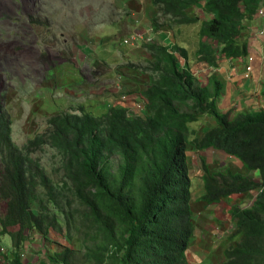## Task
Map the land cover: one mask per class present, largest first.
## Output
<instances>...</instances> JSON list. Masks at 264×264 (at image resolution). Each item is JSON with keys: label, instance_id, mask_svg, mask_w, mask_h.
I'll use <instances>...</instances> for the list:
<instances>
[{"label": "trees", "instance_id": "16d2710c", "mask_svg": "<svg viewBox=\"0 0 264 264\" xmlns=\"http://www.w3.org/2000/svg\"><path fill=\"white\" fill-rule=\"evenodd\" d=\"M261 3L151 0L157 10L152 27L159 31L167 21L176 26L202 21L196 55L215 66L220 56L248 55L246 24ZM199 6L202 15L191 12ZM147 47L154 57L156 77H151L143 92L146 117L130 118L115 107L98 116L64 111L49 118L43 134L18 148L0 100V146L6 149L0 155V204L7 205L0 218L1 230L18 226L17 243L28 230L43 234L58 230V217L49 205L63 212L60 202L69 189L68 195L83 204L87 232L97 239L85 253L91 264H192L187 250L195 224L187 150L190 145L199 150L213 147L239 159L243 170L229 167L213 175L205 173L207 193L198 201L217 203L232 194L261 189L251 205L231 208L234 236L240 240L226 248V260L216 264H264V110L221 111L223 83L218 76H209L206 85L200 86L188 64L180 71L178 54L188 57L186 48L158 43ZM182 104L188 110H181ZM202 115L212 116L215 124L190 139L194 133L190 124ZM49 149L61 158L60 170L51 169L45 161L43 155ZM111 154L121 158L117 174L107 163ZM203 168L206 172L210 168L205 160ZM253 170L259 171L260 181L248 177ZM71 256L72 249L65 248L50 260L73 264ZM0 264L35 263L13 253V257L3 256Z\"/></svg>", "mask_w": 264, "mask_h": 264}, {"label": "rangeland", "instance_id": "374dc122", "mask_svg": "<svg viewBox=\"0 0 264 264\" xmlns=\"http://www.w3.org/2000/svg\"><path fill=\"white\" fill-rule=\"evenodd\" d=\"M115 13V0H0V100L3 114L11 121V137L18 148H24L30 140L43 134L49 118L56 114L67 111L98 116L120 101L130 105L128 98H133L129 95L126 97L122 88L116 90L120 83L127 90H132V97L139 96L137 101L140 100L139 103L147 107L142 92L149 86L151 77H156L154 57L147 47L148 43L127 45L123 43L125 35H120V30L112 33L111 29L115 28L108 23ZM165 25L173 29L178 40L187 41L188 66L196 68L195 64L202 67L194 71L200 72L198 80L200 77L199 82L204 86L207 76L214 75V71L207 72L208 67L200 63L196 55L200 41L197 29L200 30V27L184 26L177 31L176 25L168 21ZM101 32L99 38L98 33ZM154 34L152 43H158L157 33ZM84 36L92 37V41L85 43ZM225 70L223 77L235 86V82L227 77L229 69ZM235 95L239 94L236 92ZM237 99H242V96L239 95ZM224 102L222 100L221 111L232 108L235 112H250L255 107H261L259 99L255 103L248 101L249 104L233 101L236 106L226 99ZM146 107L142 111L148 113ZM180 109L186 111L188 107L182 104ZM137 110L129 108L131 115L136 114ZM214 124L212 116H200L197 122L190 124L194 130L190 139L201 136L205 129ZM5 151L0 146V155ZM43 157L51 169L60 170L61 158L55 149H49ZM107 163L111 172L117 174L120 156L109 155ZM68 193L69 189H66L67 197L60 202L63 212L57 211L54 204L49 205L58 217V230L50 229L47 234L35 229L28 230L23 241L17 243L19 227L9 226L4 232L0 226V262L3 256L13 257V253H16L25 262L62 264L50 259L65 248H71L73 264H91L86 260L85 253L87 246L94 245L97 239L87 232L82 218L83 204ZM245 195L236 193L226 200L224 198L221 209L230 208L232 204V207L251 205L256 194L251 197ZM6 212L7 205L2 202L0 218ZM223 217L229 219L224 214ZM224 221L221 223L224 227L223 237L220 236V228L218 232L214 229L215 238L208 236L204 244L195 248L194 252L202 264L225 261L224 250L240 240L234 236L235 219L232 217V223ZM111 254L112 249H109L108 255Z\"/></svg>", "mask_w": 264, "mask_h": 264}, {"label": "crops", "instance_id": "0c3cea01", "mask_svg": "<svg viewBox=\"0 0 264 264\" xmlns=\"http://www.w3.org/2000/svg\"><path fill=\"white\" fill-rule=\"evenodd\" d=\"M115 8L117 13H115V16L113 15L114 17L112 16V20H110L108 24L115 28V30L111 29L113 34L117 32V30H120V35H127L132 31L139 29L142 31H145L146 29L148 30L152 25V19L157 13V10L151 5V0H115ZM201 8L202 6H199V8L194 7L191 12L198 15L203 14ZM116 21H119L120 24L118 25V22ZM201 23L202 21L190 25H177L175 28L177 31L182 30V27L184 26L192 25L193 28H196L197 26L200 27ZM246 25L248 37L245 39L249 46V53L254 55L253 64L255 65V70L250 77V80H242L238 83V85L240 87H244L247 90L249 97L245 98L242 96V99H237L239 95H235L236 92L239 94L237 83L234 81L237 76H230L229 72L232 65L237 64L236 59L229 60L228 58L223 57L222 59H219L220 66L212 67L211 71H214V75L218 76V78L222 80L224 84L221 94L223 103H226L224 102V99H226L228 103L237 101V104H247L248 101L250 103H255L259 99L260 106L262 109H264V0H262L259 11L257 14H255L253 20L249 21ZM172 31L173 29H171L170 26L168 27V25H165L163 30L157 33L159 38L158 42L168 46L179 44L181 47L188 49L187 41L184 42L178 40L176 33ZM101 34L102 32L98 33L99 38H101ZM198 35L199 30L197 29V36ZM94 36L99 39L97 35ZM204 40L207 41V39ZM84 41L85 43L87 41H92V37L84 36ZM187 59H189V55ZM225 68L229 69L227 77L235 82V86L232 85L230 80L226 81V78L223 77V75L226 73ZM237 72L242 75L241 68H239ZM108 101H110L109 97ZM237 104L233 103L232 105L236 106ZM227 110L228 108H226L224 111ZM187 155L191 165V189L193 196L194 223L196 226V232L192 237L191 248L188 250V252H190L189 261L193 264H199L202 260H200L197 254L194 252L195 248L199 247L201 244H204V241L208 240V236H213V238H215L214 229L218 232V229L220 228V230H222L220 236L223 237L224 227L221 225L223 220H226L224 222L230 221V223H232L230 210L233 204L231 202L230 204L232 205L230 208H223L222 210L221 203L207 204L197 201L198 198L207 193V188L204 182V174L208 173L209 175H213L215 173L224 171L229 167H235L239 170H243V164L239 159L228 156L225 151L213 147L203 150L193 147L191 150H188ZM204 160L210 166L207 172L203 168ZM248 177L256 181L261 180L259 171L256 170L248 172ZM257 191L259 192L260 189L247 192L245 193V196L251 197L256 194ZM226 199H228V197L225 198V200ZM223 214L229 216V219L223 217Z\"/></svg>", "mask_w": 264, "mask_h": 264}, {"label": "clouds", "instance_id": "9594fccd", "mask_svg": "<svg viewBox=\"0 0 264 264\" xmlns=\"http://www.w3.org/2000/svg\"><path fill=\"white\" fill-rule=\"evenodd\" d=\"M152 5V4H151ZM153 6V5H152ZM154 7V6H153ZM155 8V7H154ZM199 8V7H198ZM156 9V8H155ZM259 11V10H258ZM260 12H262V11H260ZM157 14V13H156ZM200 15H202V14H200ZM156 16V15H155ZM152 24V23H151ZM165 26V25H164ZM163 26V27H164ZM163 27H162V29L161 30H159V31H156V30H154V28L152 27V25H151V27L147 30H145V31H142L141 29H139V30H134V31H132L131 33H129V34H127V35H125V37H124V40H123V43L124 44H127V45H139L140 43H148V44H152V42H153V40L155 39V34L154 33H158V32H160V31H162L163 30ZM154 31V32H153ZM135 35H141L142 37L141 38H138L136 41H133V42H129V43H127L126 42V40H128V39H130L132 36H135ZM154 43H157V42H154ZM147 44V45H148ZM158 44H161V43H159L158 42ZM161 45H164V44H161ZM248 50H249V46H248ZM184 57V58H183ZM188 57H185V56H183V55H181V54H178V66H179V69H180V71H183L184 69H185V66H186V64H188L189 63V60L187 59ZM198 58V57H197ZM223 57L222 56H220L219 58H218V62H217V65H209V64H207V63H203V62H201V61H199L200 63H202V64H204L205 66H207L208 68H206V71L207 72H212L211 71V68L212 67H219L220 66V62H219V59H222ZM227 58V57H226ZM236 59V63L237 64H233L232 65V67H231V70H230V72H229V74H230V76H237V78L234 80L236 83H237V86H238V92H239V95H241V96H243V97H245V98H248L249 97V94H247V90L244 88V87H240L239 85H238V83L240 82V81H242V80H245V79H249L250 80V77L252 76V74H253V72H254V70H255V65L253 64V60H254V55H252V54H250V53H248V55L247 56H245V57H242V58H235ZM182 60H184V63H185V66H184V63H182ZM229 60H234V59H229ZM186 61V62H185ZM243 65V66H242ZM198 65H195V67L196 68H192V67H189L190 68V71H191V73H193L194 74V76H195V78H196V81H197V83L200 85V86H203V85H201L200 84V82H199V80H200V77H199V80H198V76H199V73L200 72H195L194 70H200L202 67H200V66H198ZM251 67V69L249 70L248 69V67ZM239 68H241V73H242V75L239 73V72H237L238 70H239ZM214 74V73H213ZM209 76H212V75H208L207 76V79H206V83H207V80H208V77ZM222 81V80H221ZM206 83H205V85H206ZM223 83V82H222ZM223 86H224V84H223ZM121 88H122V91H124L123 93H124V95L126 96V97H128V95L131 97V98H133V100H130L129 98H128V103H130V105H128L127 103H125L124 101H120L118 104H112L115 108H118V109H123V110H125L126 111V113H127V116L128 117H133V116H142V117H145L144 116V114L147 116L148 115V113H145L144 111H142V108L143 107H146L145 106V104H143V103H139L140 102V100H138L137 101V98L139 97V96H137L136 98L135 97H132V90H127V88L122 84L121 85V83L119 84V87H117V89L116 90H121ZM222 90H223V88H222ZM222 90H221V94H222ZM142 94H143V92H142ZM144 95V94H143ZM125 96H122L123 98L125 97ZM144 98H145V100L147 101V99H146V97L144 96ZM221 103H222V98H221V96H220V98H219V108H221L222 107V105H221ZM110 108H112V107H110ZM109 108V109H110ZM129 108L130 109H132L133 111H136V108H138L139 110H137V112H136V114H134V115H131V113H130V111H129ZM254 110H264V109H262V107H260V108H254ZM252 111V110H251ZM146 112H148V109H147V107H146ZM194 123V122H193ZM193 148V146L191 145V149ZM191 149H188V150H191ZM188 150H187V152H188ZM188 156V155H187ZM189 158V157H188ZM191 171V170H190ZM247 175H248V173H247ZM190 176H191V172H190ZM258 189H260V188H258ZM257 190V189H256ZM261 190V189H260ZM256 195H257V193H256ZM192 198H193V196H192ZM199 199V198H198ZM255 199V198H254ZM253 199V200H254ZM198 201V200H197ZM198 202H200V201H198ZM205 203V202H204ZM217 203H221V202H217ZM207 204H209V203H207ZM210 204H215V203H210ZM192 209H193V200H192ZM192 218H193V222H194V210H193V216H192ZM195 224V223H194ZM195 232H196V226H195ZM194 235H195V233H194ZM193 235V236H194ZM192 236V237H193ZM191 240H192V238H191ZM191 240H190V247H189V249L191 248ZM188 249V250H189ZM188 250H187V257H188V260H189V254H190V252H188ZM193 264V263H192ZM199 264H202V261L199 263ZM204 264V263H203Z\"/></svg>", "mask_w": 264, "mask_h": 264}, {"label": "built area", "instance_id": "2783aa9c", "mask_svg": "<svg viewBox=\"0 0 264 264\" xmlns=\"http://www.w3.org/2000/svg\"><path fill=\"white\" fill-rule=\"evenodd\" d=\"M142 36L141 35H135V36H132L130 39L126 40L127 43L129 42H133V41H136L138 38H141ZM248 69L250 70L251 67L249 66Z\"/></svg>", "mask_w": 264, "mask_h": 264}]
</instances>
